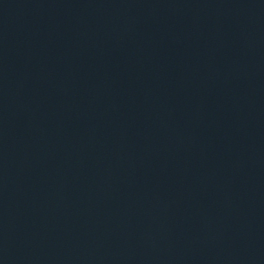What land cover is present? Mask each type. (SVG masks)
<instances>
[{
  "label": "water",
  "instance_id": "1",
  "mask_svg": "<svg viewBox=\"0 0 264 264\" xmlns=\"http://www.w3.org/2000/svg\"><path fill=\"white\" fill-rule=\"evenodd\" d=\"M0 264H264V0H0Z\"/></svg>",
  "mask_w": 264,
  "mask_h": 264
}]
</instances>
